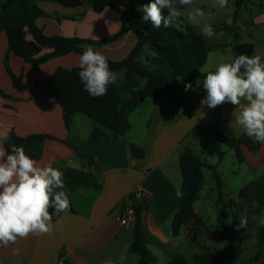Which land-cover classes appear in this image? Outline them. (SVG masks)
Instances as JSON below:
<instances>
[{"label": "crops", "instance_id": "crops-1", "mask_svg": "<svg viewBox=\"0 0 264 264\" xmlns=\"http://www.w3.org/2000/svg\"><path fill=\"white\" fill-rule=\"evenodd\" d=\"M38 5L46 14L64 15L66 19L61 24L54 23L56 30L50 32L63 37L97 40L121 30L118 15L109 9L95 13L86 7L64 8L48 1H40ZM241 8L236 15L233 11L231 27L241 26L242 36L247 35L248 40L256 39L252 55L264 57V32L261 33L259 27L264 24V12L248 21L253 29V34L248 35ZM44 21L45 18H39L37 23L44 28ZM84 22L88 30L84 28ZM135 39V35L128 31L100 50L113 61L121 60L132 50ZM228 45L232 51L233 43ZM0 46V138L10 133L17 137L33 134L49 136L41 141L15 145L23 146L26 154L39 164H51L63 173L64 190L69 195L72 208V211L61 214L53 221L51 233L29 234L26 238H18L15 244L0 246V264H105V261L111 264H135L138 257L130 251L133 227H121L115 217L131 204V192L138 185L145 186L151 192V196L143 197L138 202L139 220L148 239L147 249L156 257L157 263L158 253L150 247L159 246L167 257L165 264H169L174 256H182L175 243L181 232L188 238L187 247H191V233L188 237L185 225L176 237L171 229L179 205L177 191H180L181 186L178 156L184 145H189L195 154L213 165L222 191L225 189L223 156L226 152L217 145L214 133L242 141V161H231L232 169L228 168V172L232 173L231 180L239 188L238 195L234 194L232 198L234 207L237 206L239 220L245 215L248 218L247 225L237 229L244 239L253 235L262 208L256 203L255 196L264 190V144L249 138L236 123L235 117L239 114L237 106L226 102L215 108L202 107L201 99L197 105L188 107L184 100L183 106L175 112L169 104L170 111L158 121L160 127L151 131V121L141 111L149 100L146 99L131 114L132 128L129 132L115 139L92 121L86 126L85 133H81L79 128L72 131L73 118L69 127L65 128L60 106L44 87L37 85L22 91L13 87L4 63L8 51L3 34H0ZM144 48L141 54H144ZM7 56L9 69L16 77H21L23 83L44 79L58 66L67 69L79 66L80 57L78 54L60 56L35 69L14 54L8 53ZM154 56L152 53L146 54L145 61L141 62L146 64L148 58ZM233 60L234 56L231 57ZM175 90L174 86L172 92ZM134 123H138L141 128L136 135L131 133ZM131 144L145 150L143 158L130 155L128 150ZM75 148L79 149L82 157ZM212 150L217 158L211 155ZM205 153L209 157H204ZM203 175V188L194 205L198 218L199 201L205 198V176H213L216 189L213 172L204 168ZM241 192L245 195H241ZM164 224L167 229L161 227ZM200 247L197 253L192 249L191 257L195 253L199 254Z\"/></svg>", "mask_w": 264, "mask_h": 264}, {"label": "trees", "instance_id": "trees-1", "mask_svg": "<svg viewBox=\"0 0 264 264\" xmlns=\"http://www.w3.org/2000/svg\"><path fill=\"white\" fill-rule=\"evenodd\" d=\"M40 1L55 2L64 8H75L86 4L95 13L109 9L118 15L121 30L113 36L103 37L95 41L78 37L65 38L60 35L46 36L42 28L36 23L39 18L50 17L39 7L38 2ZM150 2L152 0H0V34L5 36L8 51L4 56V63L13 87L17 91L37 85L44 87L47 93L53 97L55 103L60 106L65 128L69 127L73 116L80 113L109 133L114 139L128 133L132 128L131 114L146 99H157L161 95H167L173 90L178 79H181L185 84L196 85L198 72L206 63L208 53L211 51V47L205 45L206 38L202 32L191 25L184 24L179 29L173 25L167 28L161 25L159 29H156L150 22L143 21L142 8ZM241 4L242 0H235L234 15H236ZM186 7L184 6L181 10ZM162 11L167 16L168 9ZM177 19L181 21L182 18ZM128 31L136 37L132 50L121 60L113 61L107 58L110 68L115 73L123 74V81L109 85L106 95L101 97H92L84 90L78 75L81 70L79 66L69 69L58 66L44 79L23 83L21 77H16L7 65V55L11 53L22 62L39 69L40 66L54 58L70 54L81 55L84 51V45L97 48L102 44H109ZM230 32L234 39L232 45L234 59L241 54L252 56V43L240 42L242 27H233ZM144 46H152L155 50V56L148 58L146 64L140 60L141 50ZM145 77L148 79V84L139 91H134ZM214 137L217 143L233 148L236 151L238 161H242L240 152L242 141L240 139L222 133H214ZM48 138L50 137L47 135L36 134L17 137L14 133H10L3 146L10 151L9 145L12 143L37 142ZM75 150L82 157L79 149L75 148ZM128 151L133 157L141 159L145 150L131 144ZM219 155L221 156V154ZM178 163L182 196L179 197L178 211L171 224L173 236H178L181 227L185 225L188 237L193 227L196 230H205L210 238L226 240L228 247L223 252H204L194 255L192 263H189L181 255H176L169 264H237L233 251L237 238L235 231L239 224L237 208L234 207L235 211H232L231 225L226 223L224 214L221 222L208 228L197 217L194 209L195 201L203 188L204 168L213 172L217 191L216 204L230 209L229 201L223 198L221 182L215 168L195 154V151L187 144L179 153ZM241 195L245 194L241 192ZM255 200L262 207L252 236L255 252L252 253L247 262L241 261V264H264V224L259 222L264 219V190L255 196ZM50 212L53 213V221H56L63 214L55 215L54 209H50ZM135 214L130 251L138 257L135 264H154L156 257L147 249L148 239L139 220L138 205ZM236 242L238 244L240 239ZM64 264L68 263L64 262Z\"/></svg>", "mask_w": 264, "mask_h": 264}, {"label": "clouds", "instance_id": "clouds-1", "mask_svg": "<svg viewBox=\"0 0 264 264\" xmlns=\"http://www.w3.org/2000/svg\"><path fill=\"white\" fill-rule=\"evenodd\" d=\"M224 8L228 0H215ZM194 0H152L142 8V20L150 22L159 29L161 25L170 27L181 16V8L191 6ZM168 9V15L163 14ZM211 13L201 8H193L187 16L189 22L201 24L205 37L215 35L213 26L208 21ZM231 23V20L227 21ZM147 35V33H145ZM79 57L78 73L84 90L92 97L106 95L108 86L120 78L108 63L107 57L94 50L91 45H84ZM205 73V72H203ZM148 84L145 77L134 89L139 91ZM192 87L185 85V91ZM203 88L207 95L201 100V106L215 108L224 103L237 106L239 114L236 123L244 133L255 142L264 144V57L241 54L233 61L219 64L215 70L206 72ZM7 136L0 138V246L15 244L18 238L29 234H49L53 231V213H68L71 202L64 190L63 173L51 164L41 165L26 154L23 146L12 144L10 151L3 147ZM177 196H182L177 191ZM256 219V217H253ZM264 224V219L259 221ZM247 216L239 220L238 228L245 227ZM18 251V250H17ZM105 264H111L105 261Z\"/></svg>", "mask_w": 264, "mask_h": 264}, {"label": "rangeland", "instance_id": "rangeland-1", "mask_svg": "<svg viewBox=\"0 0 264 264\" xmlns=\"http://www.w3.org/2000/svg\"><path fill=\"white\" fill-rule=\"evenodd\" d=\"M82 7H86L87 9H89L86 4H83ZM197 7L201 8L206 14L211 13V18L208 22L212 24L215 35L212 36L211 38L205 37L206 38L205 45L207 47H211L212 49L208 53L206 63L199 70L200 73L198 72L199 78L197 76L196 85H193L188 91H185L186 84L181 79H178L174 85L176 87L175 91L172 92L171 90L170 93H168L166 96L164 95L159 96V99H157L156 101L149 98L147 104L142 106V109H141L142 113H144V115L147 116L149 120L151 121V131H153L157 127H160L161 123L159 124L158 121L162 115L170 111V109H168L169 104L171 105V110L176 112L179 110V108L183 106L182 103L184 100L187 101L188 107H191V106L193 107L197 105L199 100L205 98L207 93L203 88V80L206 76V72L210 70H215V68L221 63L231 62V57L234 56L232 51H230L228 44L234 43L233 35L230 32V30L232 28L231 27L232 26V13L236 9L235 0H228V5L224 8H220L215 3V0H194L193 5L187 6L184 10H181V16L178 17V18H182L181 21L176 19V21L172 25L176 29H179L182 25L188 24L198 29V31L201 32V27H202L203 22H201V24L198 25V24L189 22V20L187 19L188 13L193 8H197ZM240 7H242L241 11L243 13L244 20L246 21L245 22L246 24H244V27L247 30L248 35H251L253 34V29H252V26H250L248 21H250L258 13L264 12V0H242V5ZM244 8H247L246 11L244 10ZM85 14H82V16H84ZM166 14L168 15V11L166 12ZM49 15L50 17L45 18V21L43 23V25L46 26L44 28H46L48 31H46V29H44L37 22L36 23L38 26L42 28L46 36L57 35L54 33H50V32H53V30H56L54 23L59 22L58 24H61L63 22L62 20L66 18L64 17V15H58V14L56 15L49 14ZM228 20H231V23H228L227 22ZM83 26L84 28L86 27L85 22L83 23ZM259 27H260V32L263 33L264 24H260ZM73 37H77V36H73ZM65 38H70V37H65ZM78 38H81V37H78ZM240 42L252 43L253 47L254 45L257 44L256 39L248 40L247 35L246 36L241 35ZM106 44H102L99 47L94 48V50L101 52L100 49ZM101 53L104 54L103 52ZM142 53L144 54H141L140 60L145 61V55L150 54V53L155 54V50L152 48V46H145ZM117 75L120 77L117 80V82L121 83L123 81V74L119 72L117 73ZM73 120H74L73 125L71 126L72 131L74 128H79L81 130V133H85L86 126L91 123V121L88 118H86L80 113L75 114L73 117ZM139 129L141 128L138 125V123H134V128L131 133H134V135H136V133H139L138 132ZM217 145L223 147L224 151L226 152V154L223 156L224 157L223 165H224L225 189L222 191V195L225 196L224 197L225 199L228 198L227 201H229L231 206H230V209H228V208L223 207L222 205L216 204L217 191L216 189H214L213 176L212 175L205 176V185L203 189V197L205 198L200 199L199 204H198L197 213L200 219L202 220V222L204 223V225L206 226V228L210 226L211 227L215 226L219 222H221L224 218V214L226 216V223L231 225L232 224L231 222L233 219L232 211H235V208H237V206H235L234 208V205H233L234 203L232 201L233 200L232 198L234 197V194L238 195L239 188H238V185H236L235 182H232L231 180L232 173L230 174L228 172V168L232 169V165L230 164V162L238 161V159L236 158V152L234 149L228 146L226 147L223 144L217 143ZM211 155H214V157L217 156L214 150H212ZM203 156L209 157L207 153L203 154ZM161 227H163L164 229H167L166 225L165 226L162 225ZM235 233H237L236 241H239L240 239V242H238L237 244V242L234 240L235 247L233 251H234L235 260L237 264H241L242 263L241 261L247 262L248 258L252 255L253 252H255L254 240L252 238L253 235L249 236V238L244 239L240 235L237 227H236ZM187 241H188V238L183 234V232H181L180 236L175 239L176 246L177 248H179L178 251L182 254L183 257H186L189 263H192V257L194 256L193 255L191 257L192 249H194V252L197 253L199 246H201L199 250L200 251L199 254L204 253V252H209V253H214L217 251L223 252V251H226L228 247L227 246L228 243L226 240H221L219 238H210L206 234L205 230L198 231L194 228L191 230V238H190L191 243H189L191 246L190 248L187 247L186 245ZM150 249L152 251L154 250L155 253H158V261L156 264H162V263L165 264V262H167V257L165 256V253L163 252V250L160 249L159 246H152L150 247ZM196 253L195 255H199Z\"/></svg>", "mask_w": 264, "mask_h": 264}, {"label": "built area", "instance_id": "built-area-1", "mask_svg": "<svg viewBox=\"0 0 264 264\" xmlns=\"http://www.w3.org/2000/svg\"><path fill=\"white\" fill-rule=\"evenodd\" d=\"M149 196H151V192L146 189L145 186L138 185L135 187L130 195L131 204L124 207V209L121 210L115 217V220L121 225V227L125 229H130L133 227L136 218V205H138V202L141 198H147Z\"/></svg>", "mask_w": 264, "mask_h": 264}]
</instances>
